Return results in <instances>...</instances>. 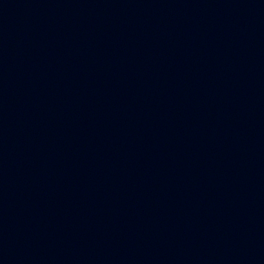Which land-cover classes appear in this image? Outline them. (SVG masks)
<instances>
[{
    "label": "water",
    "instance_id": "water-1",
    "mask_svg": "<svg viewBox=\"0 0 264 264\" xmlns=\"http://www.w3.org/2000/svg\"><path fill=\"white\" fill-rule=\"evenodd\" d=\"M0 264H264V0H0Z\"/></svg>",
    "mask_w": 264,
    "mask_h": 264
}]
</instances>
